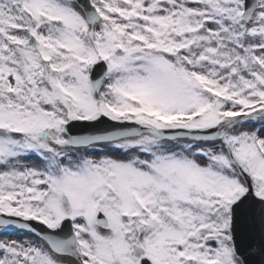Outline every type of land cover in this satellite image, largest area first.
<instances>
[{
  "label": "snow or ice",
  "instance_id": "obj_1",
  "mask_svg": "<svg viewBox=\"0 0 264 264\" xmlns=\"http://www.w3.org/2000/svg\"><path fill=\"white\" fill-rule=\"evenodd\" d=\"M0 264H264V0H0Z\"/></svg>",
  "mask_w": 264,
  "mask_h": 264
}]
</instances>
